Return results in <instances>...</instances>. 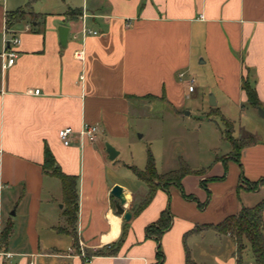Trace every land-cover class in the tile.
<instances>
[{
    "label": "crops",
    "instance_id": "1",
    "mask_svg": "<svg viewBox=\"0 0 264 264\" xmlns=\"http://www.w3.org/2000/svg\"><path fill=\"white\" fill-rule=\"evenodd\" d=\"M23 8L27 16L7 28V12ZM60 26L69 29L65 47ZM9 49L16 57L3 70L1 53ZM197 68L222 115L234 109L250 124L264 118L258 110L264 111V0H0V237L12 226L6 251L0 245L11 257H0V264H158L157 240L147 237L146 227L168 205L174 219L161 238L163 264H186V246L197 264H212L208 251L226 243L230 253L215 261L256 264L249 246L238 257L230 235L209 230L184 238L197 225L218 223L264 198V185L249 191L242 181L264 179V137L256 127L241 129L256 138L242 149L241 166L218 156L208 168H192L199 174L182 180L189 198L170 185L134 214L147 185L134 188L111 176L119 165L134 167L120 159L119 145L130 136L131 110L148 101L146 95H165L158 101L173 105L176 114L181 106L175 98L191 77L196 84L190 70ZM244 80L256 89L260 106L249 104ZM84 123L101 126L96 141L78 134ZM66 127L76 132L70 145L59 137ZM106 143L118 151L113 160ZM46 149L56 168L78 178V244L64 216L61 180L44 168ZM227 170L224 180L214 179ZM117 184L129 221L116 212ZM105 247L115 252L95 255ZM198 248L207 255L199 257Z\"/></svg>",
    "mask_w": 264,
    "mask_h": 264
},
{
    "label": "rangeland",
    "instance_id": "2",
    "mask_svg": "<svg viewBox=\"0 0 264 264\" xmlns=\"http://www.w3.org/2000/svg\"><path fill=\"white\" fill-rule=\"evenodd\" d=\"M29 12V9L23 8L18 15L26 17ZM202 69L190 70L197 77L196 91L189 92L187 84L185 92L175 98V104L181 106L176 114L170 110V106L160 101L141 102V106L131 110L130 136L119 143L122 149L121 160L143 170L146 167L148 150H150L155 157L159 173L178 169L181 160L193 169H203L208 168L218 156L233 155L232 145L221 137V130L225 129L226 134L233 139H239L249 135L241 131L242 128L249 131V128L256 127L254 132L264 137V118H258V122L250 124V121L248 123V120L240 117V113L234 109L230 110V115L225 114L226 117L232 116L230 118L234 119V130L230 131L222 120L221 113L213 110L209 103V91L203 88ZM187 77L184 79L185 82L188 81L189 77ZM250 132L253 131L250 130ZM112 175L116 176L120 182L128 180L134 188H137L140 182L134 176L132 169L126 166L119 165L118 170H114ZM243 186L247 189L250 185L245 183ZM257 186L260 187L261 184ZM202 229L201 232L209 231V229ZM230 245L226 243L221 248L208 251L211 252L212 264H220L215 261V255L218 257L228 255L231 251ZM196 252L199 257L207 255V249L198 248Z\"/></svg>",
    "mask_w": 264,
    "mask_h": 264
},
{
    "label": "trees",
    "instance_id": "3",
    "mask_svg": "<svg viewBox=\"0 0 264 264\" xmlns=\"http://www.w3.org/2000/svg\"><path fill=\"white\" fill-rule=\"evenodd\" d=\"M19 10L15 11H8L6 15V22L7 28H11L16 22L20 21L23 17L19 14ZM75 17L80 15V12L73 11L72 12ZM243 88L246 91L248 96V102L253 107H258L261 105L259 100L257 91L254 87L251 86L249 81L244 80ZM148 101L159 102L158 100L165 101V95L162 97H156L154 95H146L143 97ZM170 107L176 111V108L170 104ZM213 110L218 111L217 107H214ZM222 120L225 122L226 126L230 129L231 132L234 130V123L225 115H222ZM222 138L229 141L232 145L233 155L226 156L224 158V162L227 165V158L234 159L236 162H240L241 151L244 147L256 143V138L252 135H247L243 138L233 139L231 136L226 134L225 129L221 130ZM45 170L51 169L53 174L57 176L62 183L63 195L64 200L66 203V209L64 211V216L66 218L67 224L71 228V232L75 237V243L78 244V238L76 235L75 225L77 222V215H78V191H77V183L78 178L75 175H68L62 172L59 168L55 167V160L51 152L46 149L45 151ZM136 177L144 182L147 187L148 191L146 195L143 197L142 201L133 208L134 214L140 213L153 199L155 193L160 188L168 189V186L175 185L177 186L183 193L184 196L190 197L187 195L183 189L182 180L188 174H199V171L193 170L184 160L180 161V167L175 170H171L166 173H159L156 160L150 150H148L147 155V163L145 169H138L136 167H131ZM227 171L222 177L214 178L215 180H224L226 178ZM243 178V184L247 183L249 188L246 190L255 191L259 187L258 184L264 185V179H260L257 182H251L247 179ZM201 184L206 186L205 181H202ZM211 194L209 192L208 199L204 203H199L200 208H204L210 200ZM173 214L170 209V205H168L160 214V217L154 223L148 225L146 227V235L147 237H155L157 240V261L158 264H163L164 262V253L162 251L161 246V238L163 234L169 230L173 225ZM206 230H213L218 235H230L237 245V254L238 257L242 255L244 250L249 246L250 250L252 251L254 260L256 264H264V198L260 200L256 205L247 207L244 206L242 209L233 215L227 216L224 220L218 223H209L203 225H197L193 230L189 231L185 234L184 238H186L191 233H198L201 232L203 229ZM60 230H64L63 228H59ZM12 232V226L7 225L0 237V245L1 249L5 250L8 247V240L10 234ZM122 239L116 244V247L120 246ZM6 251V250H5ZM115 250L108 249L107 247L96 251L95 255H107L110 253H114ZM186 264H197L195 261L191 259L190 249L186 246Z\"/></svg>",
    "mask_w": 264,
    "mask_h": 264
},
{
    "label": "built area",
    "instance_id": "4",
    "mask_svg": "<svg viewBox=\"0 0 264 264\" xmlns=\"http://www.w3.org/2000/svg\"><path fill=\"white\" fill-rule=\"evenodd\" d=\"M14 44H18L20 42V39L18 37H14L11 40ZM10 45V41H9ZM1 56L3 58V64L2 68L3 70H6V68L10 67L13 65L15 57H16V52L13 49L5 50L3 53H1ZM185 76V73L181 72L179 74V77L183 79ZM188 90L190 92H193L195 90V78L191 77L189 80L188 84ZM40 90L36 89L34 93L39 94ZM101 131V126L99 124H93V123H84L80 131H78V134L81 137L87 138L89 141L94 142L97 140L98 135ZM76 134L75 130L72 127H66L64 129H61L59 131V137L60 140L64 145H70L71 143V138L72 136ZM0 257H6L9 258L11 257L10 253H5L2 250H0Z\"/></svg>",
    "mask_w": 264,
    "mask_h": 264
},
{
    "label": "water",
    "instance_id": "5",
    "mask_svg": "<svg viewBox=\"0 0 264 264\" xmlns=\"http://www.w3.org/2000/svg\"><path fill=\"white\" fill-rule=\"evenodd\" d=\"M69 29L66 26L59 27L60 42L63 47L66 46ZM209 103L212 107L217 105L214 95H210ZM259 114L264 117V111L261 107H258ZM189 114V112H187ZM106 151L109 154L111 160L115 159L118 155L117 149L110 143H106ZM112 194L117 198L116 200V212L123 216L125 221H129L132 217L131 213L125 209L127 204V198L124 193V189L121 185H115L112 188Z\"/></svg>",
    "mask_w": 264,
    "mask_h": 264
},
{
    "label": "bare ground",
    "instance_id": "6",
    "mask_svg": "<svg viewBox=\"0 0 264 264\" xmlns=\"http://www.w3.org/2000/svg\"><path fill=\"white\" fill-rule=\"evenodd\" d=\"M115 218V217H114ZM114 220V219H113ZM116 224V222H114ZM113 236V234L111 236L105 237V241L109 240L111 237Z\"/></svg>",
    "mask_w": 264,
    "mask_h": 264
}]
</instances>
